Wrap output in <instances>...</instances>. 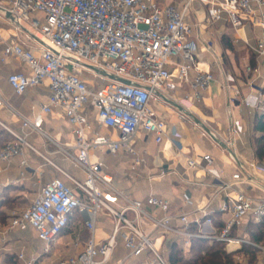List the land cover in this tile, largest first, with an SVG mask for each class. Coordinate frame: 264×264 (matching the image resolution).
Returning a JSON list of instances; mask_svg holds the SVG:
<instances>
[{
  "label": "built area",
  "instance_id": "1",
  "mask_svg": "<svg viewBox=\"0 0 264 264\" xmlns=\"http://www.w3.org/2000/svg\"><path fill=\"white\" fill-rule=\"evenodd\" d=\"M193 3L204 10L203 19L195 24L189 18ZM222 20L234 31L246 22L260 28L254 50L264 54V0H0V22L13 26L16 32V39L3 45L0 60L16 59L23 66L7 74L8 86L16 95L43 82L48 88L47 101L40 104L32 119L18 112L0 93V108L17 117L20 129H28H15L0 119V131L7 134L0 144V174L18 156L19 165L31 169L38 187L27 206L9 210L0 239L6 231L31 228L47 252L49 244L78 213L89 235L80 251L60 259L59 264H169L164 242L170 233L181 235L182 248L188 250L192 221L185 206L192 204L191 200L185 196L182 206L172 213L171 201L163 196H127L103 170L100 154L129 153L134 170L145 163L132 140L139 130L156 143L163 140L165 121L153 104L160 93L175 90L174 78L187 86L184 97L199 102L216 80L213 71L197 58L195 41L217 56L212 40L200 39L199 32L211 30ZM21 21L29 22L34 30L24 28ZM216 66L230 103L239 97L248 113L263 109L262 93L251 79L241 83L233 71L219 62ZM245 72L258 74V69L247 65ZM243 85L248 89L245 93ZM54 110H59L69 124L73 144L60 143L43 130L42 113ZM103 128L109 132H102ZM31 133L41 138L44 150L28 139ZM242 133L239 123L233 121L225 152L236 154V138ZM173 143L178 146L177 140ZM26 151L41 162L31 167ZM58 157L82 170L83 178L66 171ZM241 161L224 186L248 184L264 192V164L257 157ZM186 165L203 168L219 178L208 153L188 158ZM48 168L55 175L47 176ZM1 185L8 183L0 182V201L4 199ZM197 209L205 217L195 221L200 225L199 236L222 240L225 245L249 242L233 236L232 230L250 215L255 222L262 220L264 195L244 191L227 194L221 209L229 218L219 231L206 229L203 223L210 224V216L203 207ZM101 214L112 220V226L106 237L97 240L95 224ZM146 223L151 227L148 232L143 228ZM119 241L125 254L116 258ZM251 244L264 251L262 245ZM17 261L37 264V257H26L19 251L6 264ZM3 262L0 257V264Z\"/></svg>",
  "mask_w": 264,
  "mask_h": 264
},
{
  "label": "crops",
  "instance_id": "2",
  "mask_svg": "<svg viewBox=\"0 0 264 264\" xmlns=\"http://www.w3.org/2000/svg\"><path fill=\"white\" fill-rule=\"evenodd\" d=\"M193 9L196 10V14H194ZM203 17L204 10L197 3H193L189 15L190 21L195 24L197 19L201 20ZM246 25L252 30V38L256 44L261 30L247 22L242 28L234 31L228 23L222 20L216 22L211 30L199 32L200 39L212 40L213 47L218 54L213 56L199 40L195 41L197 58L213 71L216 80L206 90L204 98L199 102H191L190 106L184 104L181 99L187 91V86L174 78L175 90L160 93L156 108L157 113L165 121L166 134L163 140L156 143L150 135L142 130H139L132 140V145L137 154L145 160L144 164L135 170L132 169V157L124 151H120L117 155L107 152L100 154L105 163L103 170L113 176V184L117 189L123 190L127 196L132 198H143L150 194L168 198L171 201L172 213L182 206L183 198L187 196L192 202V204L185 206L188 219L200 228V225L195 221H202L205 218L202 212L197 209L203 207L211 219L210 224L205 222L203 224L206 229L213 231H218L217 227L221 224L224 225L229 218V213L221 209V204L227 194L244 191L249 194L264 195V192L259 191L253 185L233 184L231 188L224 186V183L230 179L239 163L243 162L242 159L247 161L256 157L253 137L257 132L253 130V120L257 112H264V102L262 110L257 108L250 113L247 112L239 97L230 103L227 98V91L221 87V75L216 66V63L219 62L225 69L233 71L241 83L251 79L256 89H260L264 99V92L262 91L264 87V54H258L254 50L255 44L250 45L245 33ZM15 33L10 25L0 22V57L3 45L16 39ZM224 40H229L232 46L231 49L225 46ZM245 41L248 42V45ZM236 46H239V51L243 50L242 61H238L236 57L238 54L235 53L239 52ZM229 54H231V58L228 61L226 58ZM247 65L251 68H257L258 74L245 72ZM13 69L21 70L23 66L16 59L7 62L0 60V93L18 112L32 119L34 112L39 111L40 104L47 101V85L43 82L27 89L21 95L13 94L6 82L7 74ZM247 90V87L243 85L242 93ZM0 119L15 129L28 130L26 128L20 129L17 117L5 108H0ZM233 121H237L243 130V133L236 138L235 155L224 150L227 147L226 140L231 137ZM42 128L60 143L73 144L74 142L70 126L59 110L42 113ZM101 131L109 132L104 128ZM4 136L7 137V134L0 131V144L3 143ZM28 139L38 149L44 150L39 136L31 133ZM173 140L178 141V146L174 145ZM205 153L212 156V165L218 169L219 178H215L203 168H187L186 160L188 158ZM26 155L31 167L41 162L38 156L31 151H26ZM19 160L20 157H13L7 169L0 174V182L2 184L8 183L5 187L1 185V191L4 198L15 194L24 195V197L20 196L19 198L26 199L30 203L38 187L34 182L31 169L21 167ZM57 161L71 175L79 179L83 178L84 173L82 170L63 162L59 157ZM260 161L264 164V160ZM46 175L50 177L55 175V172L48 168ZM13 181L17 182L13 183ZM27 194L31 196H27ZM15 207L23 208L25 206L16 205ZM2 208L5 209L8 219L9 210L12 208ZM76 216V224H72V219L62 233L49 244L47 252L43 251L44 242L36 237L31 228L23 230H28L31 233L34 241L30 245L22 235L21 230L6 231L0 239V257L4 261L3 264L12 262L14 255L19 251H23L26 257L36 256L37 264H59L60 259L76 254L82 249L89 235L83 225L82 217L80 215ZM249 221H254L251 215L244 220L242 226L233 228L232 235L246 240L245 227ZM6 223L7 220L0 223V230L5 228ZM95 226V238L97 240L102 239L110 231L111 219L101 214L97 218ZM143 228L146 232L151 229L148 223L143 224ZM62 238L65 239L61 240ZM174 241H177L183 247V237L170 233L165 238V252ZM241 243H230L225 245V249L227 251L239 249ZM54 252L59 257L55 261H48L47 258ZM124 254L125 249L119 241L115 257L119 258ZM256 255V264H264L263 249L262 251L258 249ZM239 258L241 262L248 264L246 257ZM17 264H21V262L17 261Z\"/></svg>",
  "mask_w": 264,
  "mask_h": 264
},
{
  "label": "trees",
  "instance_id": "3",
  "mask_svg": "<svg viewBox=\"0 0 264 264\" xmlns=\"http://www.w3.org/2000/svg\"><path fill=\"white\" fill-rule=\"evenodd\" d=\"M224 44L231 49L229 40H224ZM262 91L264 92V87ZM253 130L257 132L253 137L255 156L264 160V112L256 113L253 120ZM11 202L13 203L12 196H6L0 201V223L7 220V214L2 207L9 208ZM222 227L223 224L219 225L218 231ZM188 229L192 233L188 255L183 252L179 243L174 241L165 252L169 264H241L239 257H246L248 264H256L258 248L251 243L264 245V217L259 222H248L246 240L249 242H242L240 248L233 251H227L222 240L213 239L209 241L207 238L199 236L195 223H190Z\"/></svg>",
  "mask_w": 264,
  "mask_h": 264
},
{
  "label": "rangeland",
  "instance_id": "4",
  "mask_svg": "<svg viewBox=\"0 0 264 264\" xmlns=\"http://www.w3.org/2000/svg\"><path fill=\"white\" fill-rule=\"evenodd\" d=\"M21 25L24 27V28H26L27 30H29V31H33L34 30V28L29 24V22H27V21H21ZM11 26V25H10ZM12 27V29L15 31V29L13 28V26H11ZM252 30L249 28V26L248 25H246L245 26V33H246V35H247V37H248V40H249V42H250V45L251 46H253L254 44H255V42H254V40H253V38H252V32H251ZM236 49L239 51V46H236ZM243 52V50H240L238 53H235V54H238L236 57H237V59H238V61H242V56L244 55V53H242ZM230 58H231V54H229L228 56H227V58H226V60H230ZM240 64V63H239ZM182 99V102H184V104H186L187 106H190V104H191V100L189 99V98H187V97H182L181 98ZM153 104H154V107L156 108V102H153ZM156 111H157V108H156ZM70 170V169H69ZM71 171V170H70ZM14 194V193H13ZM24 197V195H18V194H15V195H12V197H13V203L11 202L10 204H9V207H11V208H13V207H15L16 205H19V206H26L28 203H29V201L28 200H26V199H22V198H19V197ZM27 196H31L30 194H27ZM76 215H79L78 213H76L75 214V216L73 217V221H72V224L73 225H75L76 223H75V220H76V218H77V216ZM111 223H112V220H111ZM245 229H246V227H245ZM107 231V230H106ZM22 235L28 240V244L30 245L31 243H32V241H34L33 239H32V237H31V233H30V231H22ZM65 238H62L61 240H64ZM60 240V241H61ZM183 252L186 254V255H188V250H184L183 249ZM59 257V255L58 254H56V252H54V253H52L51 254V256H49L48 258H47V260L48 261H50V260H52V261H55L57 258Z\"/></svg>",
  "mask_w": 264,
  "mask_h": 264
},
{
  "label": "water",
  "instance_id": "5",
  "mask_svg": "<svg viewBox=\"0 0 264 264\" xmlns=\"http://www.w3.org/2000/svg\"><path fill=\"white\" fill-rule=\"evenodd\" d=\"M109 77H110V78H114L112 75H109ZM117 80H119V81H121V82H123V83H130L129 80L124 79V78H117Z\"/></svg>",
  "mask_w": 264,
  "mask_h": 264
}]
</instances>
